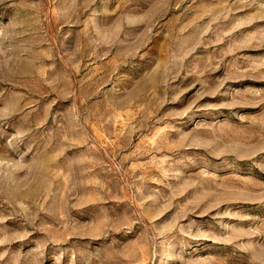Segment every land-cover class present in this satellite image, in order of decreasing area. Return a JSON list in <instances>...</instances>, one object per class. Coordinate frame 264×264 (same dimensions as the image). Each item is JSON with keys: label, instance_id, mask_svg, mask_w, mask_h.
Wrapping results in <instances>:
<instances>
[{"label": "rangeland", "instance_id": "obj_1", "mask_svg": "<svg viewBox=\"0 0 264 264\" xmlns=\"http://www.w3.org/2000/svg\"><path fill=\"white\" fill-rule=\"evenodd\" d=\"M0 264H264V0H0Z\"/></svg>", "mask_w": 264, "mask_h": 264}]
</instances>
